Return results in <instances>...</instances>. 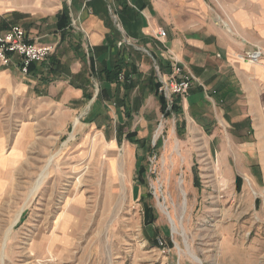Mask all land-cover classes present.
Segmentation results:
<instances>
[{
  "label": "crops",
  "instance_id": "0c3cea01",
  "mask_svg": "<svg viewBox=\"0 0 264 264\" xmlns=\"http://www.w3.org/2000/svg\"><path fill=\"white\" fill-rule=\"evenodd\" d=\"M84 2L0 0V35L20 26L31 42L56 47L27 74L17 56L8 66L0 63V114L18 118L32 107L39 120L69 121L88 111L86 130L102 129L110 149L120 145L127 157L109 165L136 167L146 150L154 151L151 140L164 113L155 64L171 73L170 52L197 79L175 99L188 122L184 145L198 137L209 148L206 161L218 162L234 190L244 191L245 177L260 189L264 60L249 65L236 55L256 46L264 51V0H89L86 9ZM160 30L164 43L156 38ZM125 39L132 44L120 45ZM11 131L0 126V195L6 178L29 163L43 130H19L14 139Z\"/></svg>",
  "mask_w": 264,
  "mask_h": 264
},
{
  "label": "rangeland",
  "instance_id": "374dc122",
  "mask_svg": "<svg viewBox=\"0 0 264 264\" xmlns=\"http://www.w3.org/2000/svg\"><path fill=\"white\" fill-rule=\"evenodd\" d=\"M175 105L158 122L155 153L139 162L144 180L138 165H109L127 157L102 129L86 130L88 111L69 121L39 120L32 107L0 114L12 139L43 130L29 163L1 186L0 264H264V184L245 177L234 190L198 137L184 145L188 122Z\"/></svg>",
  "mask_w": 264,
  "mask_h": 264
},
{
  "label": "built area",
  "instance_id": "2783aa9c",
  "mask_svg": "<svg viewBox=\"0 0 264 264\" xmlns=\"http://www.w3.org/2000/svg\"><path fill=\"white\" fill-rule=\"evenodd\" d=\"M89 0H85L83 8H87ZM109 11L114 15L112 8L109 6ZM114 19L116 16L114 15ZM74 22V21H73ZM117 22V21H116ZM223 28L229 34H233L230 24L220 21ZM118 26V23H116ZM158 41L164 43L165 32L160 30L156 34ZM132 44L128 40H122L120 45ZM56 47L52 45H37L27 38L26 31L20 26H13L8 32L0 35V63L3 66H8L11 63V58L17 56L20 59V68L23 73L27 74L29 67L35 63H43L55 54ZM170 60L171 73L165 74L160 70L158 64H155V71L158 83L157 95L165 102L164 114H173L175 99L180 96H186L195 82L196 77L189 71H186L180 61L172 53H168ZM237 59L249 65L259 64L264 60L263 50L256 46L255 48L236 55ZM124 75L120 76V80H124ZM215 93V92H214ZM156 144V140L153 141ZM154 144V146H155ZM156 160L157 157L155 156ZM152 161V160H151Z\"/></svg>",
  "mask_w": 264,
  "mask_h": 264
},
{
  "label": "trees",
  "instance_id": "16d2710c",
  "mask_svg": "<svg viewBox=\"0 0 264 264\" xmlns=\"http://www.w3.org/2000/svg\"><path fill=\"white\" fill-rule=\"evenodd\" d=\"M32 65H33V64H32ZM32 65H31V66H32ZM31 66L29 67V69L31 68ZM162 101H163V99H162ZM163 109H165V102H164V105H163ZM164 111H165V110H164ZM175 112H176V115L180 113V112H179V109H178V107H177V104L175 105ZM155 147H156V145L154 146V148H155ZM146 172H147V169H146V167H145L144 165H138V167H137V173H138V178H139V179L144 180V179H143V176L146 174ZM238 182H240V178L237 179V183H238ZM141 184H144V181H142Z\"/></svg>",
  "mask_w": 264,
  "mask_h": 264
},
{
  "label": "bare ground",
  "instance_id": "6f19581e",
  "mask_svg": "<svg viewBox=\"0 0 264 264\" xmlns=\"http://www.w3.org/2000/svg\"><path fill=\"white\" fill-rule=\"evenodd\" d=\"M162 135V134H161ZM159 136V135H158ZM40 184H41V182H40V180L37 182V184L35 185V187H34V193H36L37 192V189L39 188V186H40ZM34 193H32V195L34 194ZM185 206V205H184ZM168 211V210H167ZM165 214L167 215V216H169V219H170V224L172 225V229H173V232L174 233H176L177 231H178V226L176 225V222H174V220L171 218V216L169 215V213L168 212H166L165 211ZM187 245V244H186ZM180 249V248H179ZM192 257V256H191ZM193 259H195V261H197V262H199V259L198 258H196V257H194Z\"/></svg>",
  "mask_w": 264,
  "mask_h": 264
}]
</instances>
